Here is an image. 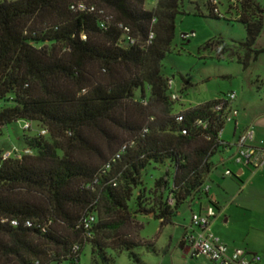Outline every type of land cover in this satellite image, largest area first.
Listing matches in <instances>:
<instances>
[{"label": "trees", "instance_id": "obj_1", "mask_svg": "<svg viewBox=\"0 0 264 264\" xmlns=\"http://www.w3.org/2000/svg\"><path fill=\"white\" fill-rule=\"evenodd\" d=\"M238 2L251 14L239 19L247 33L240 44L246 69L251 57L256 62L264 53L253 49L263 31L264 6ZM81 3L94 10L71 9ZM146 5L0 0V128L24 121L47 132L23 135L32 156L3 160L0 153V264H80L83 243L91 242L102 264H110L108 249L140 263L133 199L136 214L155 213L164 227L183 205L209 198L203 186L210 160L224 148L217 142L224 127L215 110L219 99L172 112L176 103L162 66L181 0H159L152 10ZM120 24L137 44H122ZM183 81L186 90L190 85ZM153 165L166 169L151 192L143 176ZM89 214L96 217L90 237L81 228Z\"/></svg>", "mask_w": 264, "mask_h": 264}, {"label": "rangeland", "instance_id": "obj_2", "mask_svg": "<svg viewBox=\"0 0 264 264\" xmlns=\"http://www.w3.org/2000/svg\"><path fill=\"white\" fill-rule=\"evenodd\" d=\"M216 2L221 18L212 15L210 0H181V14L176 19L171 53L162 66L165 76L173 82L172 92L180 97L172 112L178 113L234 93L236 100L233 106L240 111V120L253 124L255 131L264 139V53L256 62L251 57L246 69L241 63L245 50L240 44L246 41L247 33L239 19L242 16L250 18L251 14L241 9L238 0ZM256 2L264 6V0ZM145 8L152 10L154 7L149 4ZM184 34L195 36L189 41H182ZM208 44L210 46L206 47ZM253 49L264 50V27ZM183 79L190 85L186 90H183L186 87ZM145 90L149 97V88ZM24 124V121H20L2 129L0 153L1 149L10 151L13 147L21 151L26 149L23 135L34 137L44 129L33 123L32 129L25 131ZM230 128L231 125L227 124L226 134ZM34 154L32 151L28 156ZM165 169L157 165L147 169L143 182L149 191H153L154 182L164 175ZM241 182L239 184L234 179L225 178L208 183L211 187L210 196L215 195L220 208L217 218L212 222L211 232L232 248H245L263 256L264 165L258 170L247 172ZM201 204L206 206L208 203L203 201ZM130 207L133 235L140 242V246L134 248V253L140 263L134 261L127 252L120 254L108 249L106 254L110 264H210L203 257L183 258L180 243L191 220V210L187 204L179 209L172 223L164 227L155 219V213L136 214L134 199ZM192 210L199 211V205L194 204ZM109 246L114 247L113 244ZM80 264H102L93 252L92 242L83 243Z\"/></svg>", "mask_w": 264, "mask_h": 264}, {"label": "built area", "instance_id": "obj_3", "mask_svg": "<svg viewBox=\"0 0 264 264\" xmlns=\"http://www.w3.org/2000/svg\"><path fill=\"white\" fill-rule=\"evenodd\" d=\"M149 4L152 6H156L159 0H147ZM214 7V14L222 17L218 10L216 0H210ZM71 9L73 11H80V12H91L94 9L88 8L85 4L81 3L78 5H72ZM155 23L153 20L152 24ZM104 27V23L102 24ZM119 28L123 32V39L122 44L127 46L137 44V40L133 38L131 35V31L128 27L123 26L122 24L119 25ZM194 34H184L182 35V41H189ZM85 39V37H82ZM154 38V33L151 32L149 34L148 40L146 41L147 44H151ZM173 82L170 80L168 82V88L171 91V101L177 102L180 97L176 92L173 91ZM236 100V95L234 93L227 95L219 99V103L216 106V112L220 115V119L222 124L225 126L226 124L235 122L237 124V120L240 116V111L233 106ZM177 121L182 122L183 117L182 115H177ZM32 122H25L23 129L29 131L32 129ZM199 125L203 126L204 129L207 128V124L199 122ZM223 128L217 130V142L222 144L224 148L229 149L231 145L237 147V154L235 155V163L238 166L242 167H249L254 170L260 169L264 165V148L254 146L253 143L256 139V132L253 128H248L243 131L237 138L234 144H228L222 141V132ZM2 133V129L0 128V135ZM39 134L41 136H45L47 134L46 130H40ZM183 135H187V131L184 130L182 132ZM31 150H19L16 147H13L10 151H4L2 153V159H15L21 160L23 156L31 155ZM226 176H231L232 172L227 170L225 172ZM204 192H209V186L204 184L203 186ZM209 195V194H208ZM207 205L203 206L201 203L202 200H198L197 202L201 204V209L199 211H193L191 208V220L190 225L186 229L184 238L181 241V245L184 249H186V257H191V259H199L203 257L209 261L210 264H264V256L249 252L242 248H232L224 243L220 238L213 235L211 232V225L212 222L217 218L218 209L216 208V202L213 197L206 199ZM193 202V201H190ZM189 202V203H190ZM169 203L172 205L174 201L171 199ZM187 203V204H189ZM191 205V203H190ZM96 223V217L92 214L85 216L81 220V228L83 229L86 236H91V230L93 225ZM12 226H17L16 221L11 222ZM31 226V224H28ZM192 229V232L189 233V230ZM77 249V247L75 248Z\"/></svg>", "mask_w": 264, "mask_h": 264}, {"label": "crops", "instance_id": "obj_4", "mask_svg": "<svg viewBox=\"0 0 264 264\" xmlns=\"http://www.w3.org/2000/svg\"><path fill=\"white\" fill-rule=\"evenodd\" d=\"M204 104V103H203ZM201 105V104H200ZM198 106V105H197ZM241 116V113H240ZM240 116L237 120V124L235 122L233 123H229V125H231V128L229 129L228 134H226V125L223 128V132H222V141L228 144H234L235 141L237 140L238 136L245 131L248 128H253V124H248L246 123V121L240 120ZM255 130V129H254ZM256 132V131H255ZM227 135V137H226ZM254 146L257 147H263L264 148V139L261 137L260 133L256 132V139L253 143ZM4 151V149H1V152ZM237 154V147L234 145H231V147L229 149H224V148H220L212 157H211V164L213 165L211 172L207 175L205 182L208 185L209 182L213 183L215 182V180L221 179L224 180L225 178H229V179H234L236 180L239 184H242V180L245 178L247 172H251L252 168L249 167H242V166H238L234 159H235V155ZM229 170L232 172L231 176H226L225 172ZM209 186V185H208ZM211 192V187L209 186V192L208 194L210 195ZM210 197H213L215 202V195H211ZM198 200H195L193 202H190L188 205V208L192 209L194 204H198L199 205V210L201 209V204H199L197 202ZM206 201L207 200L203 199L201 202ZM217 208L218 210L220 209L218 206V203L216 202ZM194 211V210H193ZM179 214V213H178ZM180 247L183 251V258H186V249L183 248V246ZM240 248V247H237ZM245 249V248H242ZM249 252H253L256 253L254 251L245 249ZM258 254V253H257ZM264 256V255H263Z\"/></svg>", "mask_w": 264, "mask_h": 264}]
</instances>
